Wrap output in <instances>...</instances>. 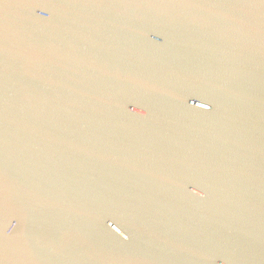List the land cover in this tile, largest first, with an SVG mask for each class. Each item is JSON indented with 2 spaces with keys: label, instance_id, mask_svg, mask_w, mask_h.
<instances>
[{
  "label": "water",
  "instance_id": "obj_1",
  "mask_svg": "<svg viewBox=\"0 0 264 264\" xmlns=\"http://www.w3.org/2000/svg\"><path fill=\"white\" fill-rule=\"evenodd\" d=\"M0 264H264V0H0Z\"/></svg>",
  "mask_w": 264,
  "mask_h": 264
}]
</instances>
